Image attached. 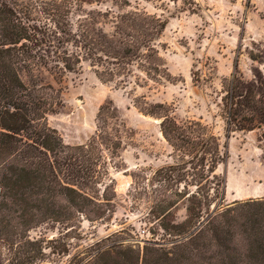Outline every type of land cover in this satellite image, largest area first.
Masks as SVG:
<instances>
[{
  "label": "trees",
  "instance_id": "obj_1",
  "mask_svg": "<svg viewBox=\"0 0 264 264\" xmlns=\"http://www.w3.org/2000/svg\"><path fill=\"white\" fill-rule=\"evenodd\" d=\"M105 1L0 0V264H59L80 238L82 219L111 220L116 211L115 187L105 180L133 129L103 103L88 141L66 144L48 115L63 104L67 76L87 62L103 83L172 80L159 47L168 19L140 8L117 15L87 8ZM158 107L163 112H144L159 119L170 161L142 181L134 176L130 195L134 206L146 197V223L164 239L127 241L124 226L67 264H264V197L224 204L227 179L218 168L230 157L227 142L201 120ZM220 108L226 140L261 128L264 81L233 74ZM181 209L186 216L177 221ZM42 226L61 228L56 237L31 239Z\"/></svg>",
  "mask_w": 264,
  "mask_h": 264
},
{
  "label": "rangeland",
  "instance_id": "obj_2",
  "mask_svg": "<svg viewBox=\"0 0 264 264\" xmlns=\"http://www.w3.org/2000/svg\"><path fill=\"white\" fill-rule=\"evenodd\" d=\"M184 1L106 0L87 7L109 11L111 15L140 8L168 19L159 47L173 77L162 84L149 81L141 86L133 82L123 87L103 83L87 62L81 72L67 76L63 104L48 115V123L59 131L66 144L88 141L96 131L97 114L103 103H110L133 133L120 157L110 164L105 180L116 190L115 213L111 220L82 219L80 238L70 240L71 255L63 256L59 264H67L83 246L124 226L132 235L127 241L143 245L145 240L164 239L162 231L154 234L146 223V197L134 206L130 195L134 176L142 181L153 169L170 161L172 149L160 132L159 119L144 112H163L159 104H165L166 112L179 120H201L221 137L222 143L227 142L230 157L218 168V173L227 179L224 204L264 197V126L235 132L226 140L220 108L224 82L233 74L245 81H264V0H195L194 5ZM192 6L195 12L189 10ZM251 54L259 60H253ZM194 76L206 80L195 81ZM185 216L181 209L177 221ZM60 228L42 226L31 230L29 236L56 237Z\"/></svg>",
  "mask_w": 264,
  "mask_h": 264
},
{
  "label": "water",
  "instance_id": "obj_3",
  "mask_svg": "<svg viewBox=\"0 0 264 264\" xmlns=\"http://www.w3.org/2000/svg\"><path fill=\"white\" fill-rule=\"evenodd\" d=\"M227 188H228V186H226L225 197H226V194H227ZM219 207H220L219 204L216 205V206H214V207H213V210H212V213H215Z\"/></svg>",
  "mask_w": 264,
  "mask_h": 264
}]
</instances>
